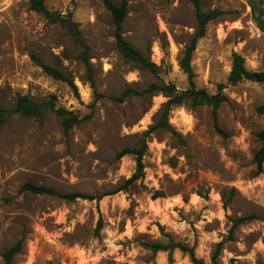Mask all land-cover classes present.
Segmentation results:
<instances>
[{
  "label": "rangeland",
  "instance_id": "1",
  "mask_svg": "<svg viewBox=\"0 0 264 264\" xmlns=\"http://www.w3.org/2000/svg\"><path fill=\"white\" fill-rule=\"evenodd\" d=\"M127 1L123 35L143 53L150 50L156 74L120 54L103 0H45L48 9L79 24L102 95L96 100L84 80L80 47L67 31L32 11L29 0H0V105L13 109L24 94L38 101L55 96L57 107L82 120L65 132L53 112L16 114L0 127V264L2 252L22 237L13 264H171L168 251L146 246L169 239L196 245L203 264H214L220 242L217 264H264V164L258 172L254 161L256 134L264 130V86L229 83L234 53L249 70L264 71V0H200L204 11L222 14L197 43L194 80L209 94L227 96L218 109L226 135L215 130L208 105L175 106L169 118L174 131L146 135L167 98L111 99L153 83L190 87L179 60L195 33L194 7L186 0ZM33 55L68 74L77 90L47 75ZM144 140L142 176L126 184L136 159L116 155ZM27 182L96 199L36 195L22 188ZM248 215L255 219L238 225L230 239L233 220ZM172 259L196 264L179 249Z\"/></svg>",
  "mask_w": 264,
  "mask_h": 264
},
{
  "label": "trees",
  "instance_id": "2",
  "mask_svg": "<svg viewBox=\"0 0 264 264\" xmlns=\"http://www.w3.org/2000/svg\"><path fill=\"white\" fill-rule=\"evenodd\" d=\"M186 1L189 2L195 9L196 27L194 35L191 37L189 44L185 47L182 53V56L179 60V65L183 72L187 74L190 87L187 90L182 91L179 90L173 83H153L144 90L126 88L120 94L111 97V99L117 104H122L128 98L132 97L152 98L156 95L162 94L164 97L167 98V101L162 105V108L160 109L154 123L146 132V135H149L159 129H168L174 131L169 123V118L173 108L179 105H189L192 108L204 105L211 106L213 109L215 130L221 135H226L225 132L220 128L218 123V109L224 102L228 100V98L221 91L216 94H209L205 89L197 88L194 80L195 73L192 67V56L196 49L198 41L205 36L207 25L211 21L217 19L222 14V12L217 9L204 11L201 8L200 0ZM103 2L107 10L112 15L113 23L115 26L116 45L120 54L127 61L137 65L140 69L156 74L158 67L151 60L150 50L147 54L143 53L142 51L135 48L123 35L122 26L124 20L126 19L129 13L128 1L103 0ZM29 5L32 11H35L39 15L43 16L49 23L57 24L61 28L66 30L67 33L79 45L80 53L78 58L85 66L86 70V77L84 78V80L89 82L90 87L93 89V94L96 100L102 97V95L99 94L96 89V81L94 78L92 64L90 62L89 49L85 42L79 24L73 21L71 16H62L60 13L53 12L48 9L45 5V0H29ZM32 59L37 65H39L43 69V71L47 75L51 76L54 79L64 81L68 83L75 91L77 90V87L74 84V80L64 71L46 64L38 56L33 55ZM244 80L253 81L264 86V71L249 70L246 67L245 58L238 53H234L232 60V68L229 75V83L235 85ZM259 111L261 113L264 112V103L259 107ZM48 112H53L56 114L65 132H68L75 125L80 124V122L82 121L80 117L74 112H71L63 107H57L55 96H52L50 99L38 101L31 95L24 94L17 96L13 109H7L6 107L0 105V127L6 124L11 119V117L16 114L26 118H40ZM256 136L260 142V147L255 153L254 161L257 165L258 172H262L264 164V130L258 132ZM147 148V142L144 140L140 148L126 147L117 153L116 157L119 159L124 157L125 155H133L137 162V170L133 174V176L127 180L126 184H130L142 176L143 156ZM125 187L119 188L113 193L123 190L125 189ZM22 188L36 195L55 196L61 199H65L67 201H74L78 198L87 200L96 199L94 196L83 194L80 192L62 193L54 187L46 185H35L29 182L25 183ZM254 219V215L235 218L233 220V226L231 228L229 238L232 239L233 231L238 225L248 223ZM24 243L25 238L22 237L18 239L11 247L7 248L2 252L4 264H13L14 258L22 252ZM146 246L151 249L154 253H157L159 251H168L169 261L171 264L173 262L172 253L176 249H179L184 254H187L192 262L196 264H203V262H201L196 257V245L190 247L186 243L175 242L174 240L169 239L165 243L156 241L154 243H148L146 244ZM222 248L223 242L218 243L216 251L212 256V261L214 264H217V258L219 257Z\"/></svg>",
  "mask_w": 264,
  "mask_h": 264
}]
</instances>
